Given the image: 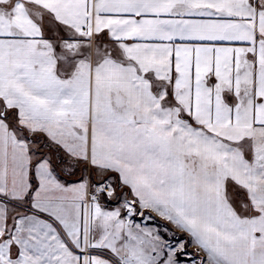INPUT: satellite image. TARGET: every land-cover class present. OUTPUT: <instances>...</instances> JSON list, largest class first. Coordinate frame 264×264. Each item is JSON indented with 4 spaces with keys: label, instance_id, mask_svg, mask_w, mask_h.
<instances>
[{
    "label": "snow or ice",
    "instance_id": "obj_1",
    "mask_svg": "<svg viewBox=\"0 0 264 264\" xmlns=\"http://www.w3.org/2000/svg\"><path fill=\"white\" fill-rule=\"evenodd\" d=\"M0 264H264V0H0Z\"/></svg>",
    "mask_w": 264,
    "mask_h": 264
},
{
    "label": "crops",
    "instance_id": "obj_2",
    "mask_svg": "<svg viewBox=\"0 0 264 264\" xmlns=\"http://www.w3.org/2000/svg\"><path fill=\"white\" fill-rule=\"evenodd\" d=\"M189 249H191L192 251H195V249H194V248H191V247H189Z\"/></svg>",
    "mask_w": 264,
    "mask_h": 264
},
{
    "label": "rangeland",
    "instance_id": "obj_3",
    "mask_svg": "<svg viewBox=\"0 0 264 264\" xmlns=\"http://www.w3.org/2000/svg\"><path fill=\"white\" fill-rule=\"evenodd\" d=\"M188 251H190V252H194V251H192V250H191V249H189V248H188Z\"/></svg>",
    "mask_w": 264,
    "mask_h": 264
},
{
    "label": "trees",
    "instance_id": "obj_4",
    "mask_svg": "<svg viewBox=\"0 0 264 264\" xmlns=\"http://www.w3.org/2000/svg\"><path fill=\"white\" fill-rule=\"evenodd\" d=\"M162 223V222H161Z\"/></svg>",
    "mask_w": 264,
    "mask_h": 264
}]
</instances>
